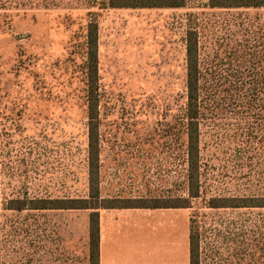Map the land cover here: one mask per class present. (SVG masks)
<instances>
[{
  "label": "rangeland",
  "instance_id": "rangeland-1",
  "mask_svg": "<svg viewBox=\"0 0 264 264\" xmlns=\"http://www.w3.org/2000/svg\"><path fill=\"white\" fill-rule=\"evenodd\" d=\"M47 2L55 7L29 10L21 0L0 7V264H89V211L6 208L24 196H86L82 30L93 18L101 200L174 198L181 181L177 123L184 98L186 14L194 11ZM241 120L228 116L204 131L208 198L248 195L247 188L264 197V116L248 120L260 140L252 147L253 161L237 160L244 147L224 155L219 139L232 136ZM180 212L181 225L187 220L189 227L191 217L200 227V264H264V208L213 210L199 199ZM227 229L233 237L246 236L227 241Z\"/></svg>",
  "mask_w": 264,
  "mask_h": 264
},
{
  "label": "trees",
  "instance_id": "trees-1",
  "mask_svg": "<svg viewBox=\"0 0 264 264\" xmlns=\"http://www.w3.org/2000/svg\"><path fill=\"white\" fill-rule=\"evenodd\" d=\"M3 4L7 0H0ZM25 9L44 10L55 7L48 0H21ZM88 7L99 10L172 9L194 11L186 14L184 38V98L177 123V160L181 181L176 196L122 198L109 196L101 200L99 171L98 120V25L95 18L82 30V73L87 108V193L84 198L33 200L24 196L10 200L7 210H77L89 211V264H99V210L176 209L190 210L196 200L208 208H264V197L247 188L248 195L210 196L204 189L208 169L203 158L206 150L204 131L228 116L240 117V128L232 136H222L225 153L234 147L239 161H253L258 136L249 119L264 116V0H86ZM86 14V13H85ZM90 15V12L86 14ZM95 16V15H94ZM246 126V128H245ZM241 132V133H240ZM246 133V135H245ZM264 142V141H263ZM264 144V143H263ZM206 148V149H205ZM240 149V148H239ZM189 218V264H200V227ZM225 240L241 241L226 231Z\"/></svg>",
  "mask_w": 264,
  "mask_h": 264
},
{
  "label": "crops",
  "instance_id": "crops-1",
  "mask_svg": "<svg viewBox=\"0 0 264 264\" xmlns=\"http://www.w3.org/2000/svg\"><path fill=\"white\" fill-rule=\"evenodd\" d=\"M180 211L99 210V264H189V227Z\"/></svg>",
  "mask_w": 264,
  "mask_h": 264
}]
</instances>
